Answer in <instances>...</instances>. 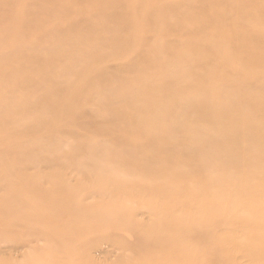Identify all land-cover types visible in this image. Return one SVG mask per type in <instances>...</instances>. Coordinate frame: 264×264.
Instances as JSON below:
<instances>
[{"label":"bare ground","instance_id":"1","mask_svg":"<svg viewBox=\"0 0 264 264\" xmlns=\"http://www.w3.org/2000/svg\"><path fill=\"white\" fill-rule=\"evenodd\" d=\"M14 1L16 0H0V27L6 28L7 31L6 34L0 31L2 33L0 35L8 36L10 39L18 34L27 36L29 30L25 19L30 16L32 5L39 6L36 8L39 17L33 21V25L29 23L31 25L28 24V27L37 32H45L35 37H44L49 32L59 34L63 31L67 32L69 37L76 35L69 40L76 45L84 44V41H98L105 38L108 33L123 38L132 32L127 18L129 5H120L117 8L108 0H99L101 8L98 12L108 11L102 14L101 18L117 21L119 25L104 31H96L94 36H91V34L83 35L81 31L78 32V27L83 25L82 20L78 25L76 24L77 26L69 28L71 26L68 21L62 17L66 0H23L26 3L20 11L17 10ZM200 1L205 2V5L202 3L201 6H197L196 4ZM52 2L57 3L55 6L60 13L57 17H55L54 9L49 10L45 7L47 3ZM73 9V11L77 10L76 7ZM69 10L71 11L70 8ZM175 10H181L184 14L176 15L171 19L168 13ZM25 11L26 17L21 19L20 14H24ZM154 14H162V36L180 35L181 42L190 45L183 55L188 62L194 61V69L183 73L185 76L194 75L197 82L171 87L170 81L161 79L159 84L162 85V96H157V101L162 103L166 100L168 105L167 108L155 110L153 119L160 117V121L146 131L141 133L136 131L133 134L135 126L131 113L118 114L119 116L122 114V118L131 123L130 134L120 135L117 128H111L109 136H112L111 139L120 138L123 145L128 144L126 149L120 145L113 154L114 159H121L128 166L123 173L115 172L116 175H124L121 177L122 182L112 173L101 172L98 176L101 185L109 188L110 183L116 180L122 188L127 187L125 193L129 191V188L136 186L140 188L139 194L146 196V208L158 213L160 208L164 207L160 218L167 217V209L168 211L175 209L183 212L179 219L188 220V223L184 222L185 226H181V236L192 240L193 243L178 241L177 237H173L174 241L171 244L149 242L151 248L148 251L147 261L150 264H196L192 253L197 251L195 254L200 256L201 250L208 251L207 255L201 256L205 264H264V0H240L239 3L232 0H159L150 9L148 16ZM3 15L9 17L3 19ZM43 20L46 22V28L42 31L35 29L34 23H40ZM88 23L85 21V25ZM49 25H54L55 29L48 28ZM17 27L18 31L12 35L11 31ZM147 28L141 34L137 32L130 35H135L140 43L144 42L145 45L153 34L152 30L149 31V26ZM39 45L35 44L33 47L37 50ZM57 46L58 44L56 48ZM6 50L8 49L4 48L0 51V158H8V161L4 163L0 161V187L8 188V197L12 201V206H18L17 211L22 212V201H15L14 196L25 195L26 191L30 192L32 188H35V198L45 196V192L41 189L44 187L35 181L34 176H23L24 169L28 167L24 158H36L39 154L46 152V149L39 147L37 152L34 145L28 144L30 137L39 132L37 129L32 132L28 130L30 124L24 122L26 116L36 113L42 107L51 110L61 105L65 111L77 108L75 112L79 111L81 119L89 121L87 124L91 126L90 130L94 129L98 119H95L96 117L88 111V106L84 103L92 97L85 95L84 88H89L93 82L106 83L107 77L103 75V70L110 60L117 59L119 70L123 71L125 63L132 64V59L141 52L130 44L119 52L127 54L124 60L113 52L92 53L89 62L84 64L85 61H81V65L83 64L81 69L75 71L74 63L68 61L55 67L54 60L58 56L65 59L71 56L69 50H61L60 53L51 52L50 56L35 58L31 53H26L29 56L23 60L19 59L16 50L14 53L10 51L8 53ZM170 51L171 48L165 46L160 49L151 48L146 56L164 55ZM2 53L11 56L3 57ZM80 57L86 60L84 54ZM166 66L167 64L162 68ZM207 66L213 68L210 71L212 73L208 75L201 71ZM23 67L31 72L18 78L16 73ZM147 68L154 70L157 66H152L151 62L147 61L142 66V70L145 71ZM165 69H168V66ZM71 77L75 78V83L71 82L66 86L58 84L59 80ZM240 78H244L246 82L241 87L236 84L241 80ZM213 83L215 85H212ZM121 85L125 86L123 83ZM148 85L151 87L154 84L148 83ZM198 85L207 94L188 101L192 110L184 109L186 103H183L182 109L179 110L181 114L177 115L193 114L196 121L194 124L198 128L193 138L194 143L204 140L211 142L209 147L200 148L198 151L197 158L203 161L204 165L188 162L178 172L169 174V171L165 169L166 173L159 174L158 168L162 164L168 169L174 164L172 158L176 152L171 140L178 139L176 128H174L176 114L170 112L169 104L172 107L179 105L170 99L169 90L187 94ZM29 88L36 89L31 97L26 90ZM144 89L137 88L139 92ZM49 92L50 94L46 95ZM51 94L57 97L49 99ZM23 105L25 106L22 108ZM115 108L122 109L120 105H116ZM8 111L18 114L13 118L9 116ZM57 114L54 118H58ZM108 115L115 116L114 113ZM53 119L47 121L45 125L50 126ZM43 135L49 140H54L53 128ZM157 139H162V142L159 143ZM159 144L165 146H159ZM88 145L90 144L86 141L85 146ZM141 153L145 156L160 154V157H162L161 153L165 154L163 158L151 159L150 171L153 173V185H148L142 180L145 176H140L139 181L131 178L133 174L131 166L138 168L142 159L135 157ZM56 158H60V155L45 156L42 163L58 167L55 175L51 177L53 182L59 179L62 171L59 161L61 159ZM215 158L219 159L215 160ZM199 160L197 161L202 163ZM203 170H207V176L202 175ZM18 174H22V177ZM7 178H11L12 181L7 183ZM53 184L54 188H62L57 183ZM148 188L152 189L148 190ZM225 188L231 193L225 191ZM169 190L170 193H168ZM174 190L178 191L179 200ZM151 191L159 192V196H165L166 200L161 201L153 197L150 194ZM69 194L73 199L75 195ZM69 194H64L65 198L69 197ZM53 198L57 199V192ZM153 200L157 206L153 204ZM1 205L3 202H0V208ZM187 205L190 208L186 207ZM205 205L208 206L209 213L194 210ZM83 209L82 213L86 211L85 214H90V211H87L90 208ZM111 213L113 216H121V212ZM214 213H218L215 220ZM225 213L228 215L225 216ZM123 224L119 219L117 228ZM73 225L66 224V231L73 229ZM244 226L250 228L249 232L236 238L234 232ZM74 227H80V225H74ZM218 227L223 231H216ZM245 241L248 247L238 251V246ZM156 251L159 252L156 253ZM161 251H168V256L161 254ZM189 252L192 253L189 254ZM240 259L245 260V263H241Z\"/></svg>","mask_w":264,"mask_h":264},{"label":"rangeland","instance_id":"2","mask_svg":"<svg viewBox=\"0 0 264 264\" xmlns=\"http://www.w3.org/2000/svg\"><path fill=\"white\" fill-rule=\"evenodd\" d=\"M108 1L117 8L120 5H129L127 18L132 29L130 34H137V32L141 34L149 26V31L152 30L153 34L150 35V39L145 42V45L144 42L140 43L135 35L130 34L122 38L116 34L108 33L105 38L98 41H84V44L76 45L69 41L76 35L69 37V34L63 31L59 34L49 32L44 37H35L45 33L37 32L28 27L31 24L33 25V21L39 17L36 11L38 5H32L30 16L26 17V11L24 14H20L21 19L26 17V26L29 30L27 36L18 34L10 39L8 36L0 35V51L6 48L8 49L6 52L14 53L16 50L20 60L28 58L29 54L27 56L26 53H31L32 57L35 58L50 56L51 52L60 53L61 50H69L71 56L66 59L58 56L54 60L55 67L68 61L74 63L75 71L81 69L83 65H81V61H85L84 64L89 62L92 53L113 52L120 55L121 59L124 60L127 54L119 52L130 44L141 52L132 59V64L125 63L123 71L119 70L117 59L115 61L110 60L103 70V75L107 77L106 83L93 82L89 88H84L85 95L92 96L90 100L84 103L88 106V111L96 117L95 119H98L94 129L90 130L91 126L87 124L89 121H83L80 117L81 113L79 111L75 112L77 108L65 111L61 105H57L51 110L42 107L36 113L26 116L24 122L30 124L28 130L32 132L37 129V132H39V134L36 133L30 137V143L28 144L34 145L37 152L39 148L46 149V152L39 154L36 158H24L28 167L24 169L23 176H34L35 181L44 187L41 189L45 192V196L35 198V188H32L30 192L27 190L25 195L14 196L15 201H22L23 210L19 212L17 211L18 206H12V201L8 197V188L0 187V202H3L0 208V264H150L147 261L148 251L151 248L149 242L171 244L174 241L173 237H177L178 241L193 243L192 240L181 236V226L188 223L187 219H179V217H182V211L175 209L168 211L167 209V217L160 218L164 207L160 208L158 213L155 210L146 208V196L139 194L140 188L134 186L125 193L127 187L122 188L116 180L112 184L110 183L109 188H104L98 178L101 172L107 171L108 174H114L122 182L121 177H124V175H116L115 172L123 173L128 166L121 159L116 160L113 156L120 145L126 149L128 144L123 145L120 138L111 139L112 136H109L111 135V128H117L120 135L130 134L131 123L123 119L122 114L119 116V113H131V119L135 126L133 127V134L136 131L141 133L148 130L149 127L152 128L157 121H160V117L153 119L155 110L163 107L167 108L166 100L163 101L164 105H162L163 102L159 103L157 101V96H162V85L159 84L161 79L165 78L167 82L170 81L171 87H180L189 82L192 84L197 82L194 75L185 76L183 73L194 69V61L188 62L183 55L190 45L181 42L180 35H170L168 37L161 35L162 14L148 16L150 9L159 0ZM232 2L239 3L240 0H232ZM14 3L17 10L20 11L24 8L26 2L16 0ZM202 3L205 5V2L202 1L196 5L201 6ZM55 4L57 3L52 2L44 5L49 10L54 9L55 17H57L60 13L57 11ZM64 5L66 10L62 11V17L68 21L71 26L69 28L77 26L82 20L83 25L78 27V32L81 31L80 33L83 35L91 34V36H94L96 31H104L119 25L117 21L113 22L101 18L103 17L102 14L108 13V11L98 12L101 8L99 0H66ZM73 7H76L77 10L73 11ZM32 10L34 11L31 13ZM168 14L172 19L176 15L181 16L184 13L181 10H175ZM7 17L9 16H2L3 19ZM132 19L133 22H131ZM85 21L89 22L88 25H85ZM53 26L49 25L48 28L55 29ZM34 28L41 29L40 31L44 30L46 28L45 20L34 23ZM0 31L4 34L7 32L6 28L1 27ZM17 31L18 27L14 28L11 34L14 35ZM35 44H40L37 50L33 47ZM21 46L25 48H19ZM71 46L72 48H70ZM163 46L171 48V51L166 52L164 55L146 56L151 48L160 49ZM39 52L43 55H40ZM81 54L86 56V60L80 57ZM2 56L9 57L11 55L2 53ZM1 60L7 61L6 59ZM147 61H150L152 66H157V69L147 68L145 71L142 70V66ZM166 64L168 69H165L167 66L162 68ZM212 69V67L207 66L202 68L201 71L203 74L208 75L212 73L210 72ZM51 70L53 69L51 68ZM29 72L31 70L23 67L18 70L16 75L18 78H22ZM240 79L236 84L241 87L246 82L244 78ZM71 82L75 83V78L61 79L58 84L66 86ZM121 83L125 86H122ZM148 83L154 85L150 87ZM138 87L147 90L144 89L139 92ZM26 90H28V96L30 97L36 92L35 88ZM68 93L73 92L68 91ZM49 94L50 92L46 93V95ZM204 94H207V92L202 90L199 85L187 94L169 90L170 99H173L179 105L172 107L169 104L170 112L176 114L174 128H176L178 139L171 140L176 152L174 158H172L174 164L169 169L162 164L158 168L159 174L166 173L165 169L169 171V174L175 171L178 172L188 162L204 165L203 161L197 158L198 151L200 148L209 147L211 142L204 140L194 143L193 138L198 128L194 124L196 121L193 114L177 115L181 114L179 110L182 109L181 105L183 103H186L184 109L192 110L188 101L201 98ZM53 97H57V95L51 94L49 99ZM116 105H120L122 109L115 108ZM59 111L63 112L58 113ZM111 113H114L115 116L108 115ZM8 114L15 118L18 113L8 111ZM56 114L58 118H54ZM51 119H53L51 125L46 126L45 123ZM144 120L145 122H143ZM50 127L54 130V140H49L43 135L51 129ZM109 132L110 134H108ZM86 141L90 145L85 146ZM158 142L161 143L162 139H159ZM159 146L165 145L159 144ZM56 152L59 153L56 154ZM55 155H60V158L56 159H61L59 161L62 171L59 179L53 182L51 177L55 175L58 167L50 164L43 165L42 163L45 156L55 157ZM164 155V153H161L162 157H160V154L145 156L141 153L137 155L135 158L142 160L138 168L131 166L133 171L131 178L139 181L140 176H145L142 180L148 185H153V173L150 171L151 159L163 158ZM0 161L4 163L8 161V158L1 157ZM198 171H201V169H198ZM202 175L207 176V170H203ZM18 176L22 177V174H18ZM6 181L9 183L12 179L7 178ZM53 183H57L62 188H54ZM16 189L20 190V188ZM150 189L152 188H148V190ZM225 191L231 193L229 189L225 188ZM56 192L57 199H54ZM170 192L169 190L168 193ZM173 192L176 198L179 197L177 190ZM69 193L75 195L73 199L70 198ZM64 194H69V197L65 198ZM150 194L161 199V201L166 200L165 196H159V192L151 191ZM179 198L177 199L179 200ZM153 204L157 206L154 200ZM84 207L90 208L87 209L90 214H85L86 211L81 212ZM194 210L204 213L210 211L207 205L194 208ZM114 211L116 213L121 212V216H113L111 212ZM189 211L191 212V210ZM217 215L218 213L213 214L214 220ZM226 215L228 214L225 213ZM119 219L124 223L119 227L121 229L117 228ZM181 221L183 222L181 223ZM66 224L80 225V227H74L73 225V229L66 231ZM193 225L189 226L192 227ZM249 229L246 226L238 228L234 235L236 238H240V236L246 235ZM215 230L223 231L219 227ZM238 247V251L244 250L248 247V243L245 241ZM196 252H189V254L192 253L196 264H205L201 258L207 255L208 251L201 250L199 252L200 256L196 255ZM160 253L168 256L169 252L161 251ZM240 262L245 263V260L240 259Z\"/></svg>","mask_w":264,"mask_h":264}]
</instances>
